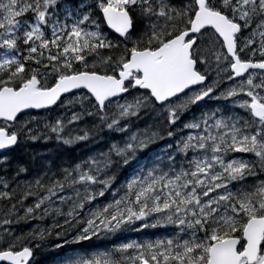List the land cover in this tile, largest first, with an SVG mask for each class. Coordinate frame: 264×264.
<instances>
[{
    "label": "snow or ice",
    "instance_id": "obj_1",
    "mask_svg": "<svg viewBox=\"0 0 264 264\" xmlns=\"http://www.w3.org/2000/svg\"><path fill=\"white\" fill-rule=\"evenodd\" d=\"M49 244L264 264V0H0V264Z\"/></svg>",
    "mask_w": 264,
    "mask_h": 264
},
{
    "label": "trees",
    "instance_id": "obj_2",
    "mask_svg": "<svg viewBox=\"0 0 264 264\" xmlns=\"http://www.w3.org/2000/svg\"><path fill=\"white\" fill-rule=\"evenodd\" d=\"M30 148L33 152L46 153L50 155L51 152H54L56 150V144L54 141L48 144L37 142L35 144L30 145ZM86 152L87 149L83 145H80L76 146L75 150L71 154L75 156H80ZM28 227L29 226H25L24 230L27 231ZM68 238L71 239V236H69ZM57 254H60V250H57ZM35 259L37 261V264H56V255H54L52 252L51 244H49L45 248L37 250L35 253Z\"/></svg>",
    "mask_w": 264,
    "mask_h": 264
}]
</instances>
